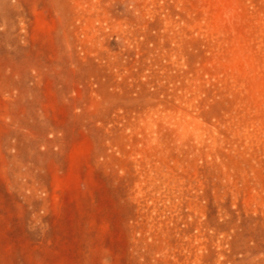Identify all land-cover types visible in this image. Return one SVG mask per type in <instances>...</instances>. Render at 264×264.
Listing matches in <instances>:
<instances>
[{
	"label": "rangeland",
	"instance_id": "rangeland-1",
	"mask_svg": "<svg viewBox=\"0 0 264 264\" xmlns=\"http://www.w3.org/2000/svg\"><path fill=\"white\" fill-rule=\"evenodd\" d=\"M0 264H264V0H0Z\"/></svg>",
	"mask_w": 264,
	"mask_h": 264
}]
</instances>
